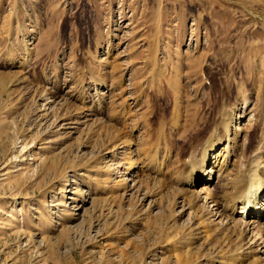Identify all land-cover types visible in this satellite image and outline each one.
<instances>
[{"label":"rangeland","instance_id":"1","mask_svg":"<svg viewBox=\"0 0 264 264\" xmlns=\"http://www.w3.org/2000/svg\"><path fill=\"white\" fill-rule=\"evenodd\" d=\"M222 107L247 112L241 165L264 0H0V264H252L177 182Z\"/></svg>","mask_w":264,"mask_h":264},{"label":"bare ground","instance_id":"2","mask_svg":"<svg viewBox=\"0 0 264 264\" xmlns=\"http://www.w3.org/2000/svg\"><path fill=\"white\" fill-rule=\"evenodd\" d=\"M217 111L216 119L211 123L209 132L204 135L205 138L200 143L199 134L195 135V128L198 124H193L187 131L186 127L184 128L185 134L180 138L187 141L190 146L188 145L187 150L179 149V161L183 162L184 174L179 175L181 177H178L177 182L182 186H187L186 188L190 191V202L203 201L204 208L211 218L218 215L217 219H220L215 224L218 225L220 234H230L233 237L240 231L244 233L245 238L248 237L246 248L249 250L243 251H247L248 253L245 252L247 254L252 253L250 256L252 264H264V150L256 149L251 154L247 153L244 161L238 165L243 160L241 155L246 148V145L240 144V139L247 127L245 124L243 126L242 123H236V120L244 117L247 112L244 110L237 116L236 112L226 107ZM252 121L249 116L248 122ZM262 123L257 121L258 128L261 129L259 126ZM126 143L131 144L130 141ZM240 148L241 152H239ZM134 161L135 159L128 160L127 168H130L132 164L135 165L136 161ZM215 172H218V187L210 189L209 184ZM121 181L125 184V180ZM202 182L205 184L202 185ZM199 185H202L200 189L197 188ZM186 188L184 190H187ZM190 202L186 201V204L189 206ZM210 203L213 205H209ZM239 239L231 241L239 243ZM233 259L234 262L231 264H239L238 259L240 258L234 257Z\"/></svg>","mask_w":264,"mask_h":264}]
</instances>
